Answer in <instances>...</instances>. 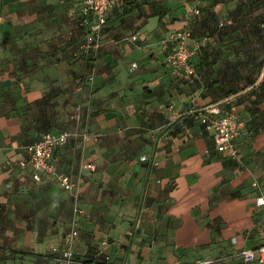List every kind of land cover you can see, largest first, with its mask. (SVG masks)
<instances>
[{"label":"crops","instance_id":"1","mask_svg":"<svg viewBox=\"0 0 264 264\" xmlns=\"http://www.w3.org/2000/svg\"><path fill=\"white\" fill-rule=\"evenodd\" d=\"M82 2L0 0V264H52L69 229L68 192L19 166L26 145L64 131L90 135L54 151L56 169L80 186L79 260L259 264L239 256L264 245V63L255 34L242 33L241 43L237 32H216L232 2L116 0L99 55H76ZM182 29L196 49L194 82L166 62V35ZM209 106L246 121L238 160L217 152L213 132L190 114Z\"/></svg>","mask_w":264,"mask_h":264},{"label":"built area","instance_id":"2","mask_svg":"<svg viewBox=\"0 0 264 264\" xmlns=\"http://www.w3.org/2000/svg\"><path fill=\"white\" fill-rule=\"evenodd\" d=\"M116 0H83L80 8V26L83 30V40L76 50L78 54H88L96 58L103 45L104 29L107 24V15L114 6ZM196 13H198L196 11ZM1 19V16H0ZM230 23V21H228ZM223 23H220L222 25ZM191 34L188 30H174L166 35V40L171 44V51L166 62L174 71L184 72L194 82L199 79V74L191 60L196 49L192 48L188 40ZM136 40V36L131 38ZM136 67V64H133ZM95 71L90 75L94 80ZM190 114L200 116L204 128L213 132L217 152L226 153L229 157L238 160L237 139L241 134L249 135L246 121L241 119L235 112L223 110L219 106H209L201 111H190ZM79 115L77 114V119ZM72 138L88 140L90 135L87 131L70 132L64 131L58 134L44 133L42 137L26 145L27 159L21 160L19 166L22 169L31 167L32 180L35 183H42L47 177L55 178L68 192L72 201V217L69 229L64 233L62 243L52 249V264H84L78 259L75 251V244L78 238V217L84 214L81 205L80 186L69 174L60 172L55 167L54 151L63 147ZM146 161V156L141 157ZM93 165L88 163L82 169L90 170ZM258 205L264 204V197L257 199ZM241 260L245 263L258 262L264 264V245L257 249H246L239 253ZM193 264H213V260H197Z\"/></svg>","mask_w":264,"mask_h":264},{"label":"trees","instance_id":"3","mask_svg":"<svg viewBox=\"0 0 264 264\" xmlns=\"http://www.w3.org/2000/svg\"><path fill=\"white\" fill-rule=\"evenodd\" d=\"M233 3V7L227 9V18L220 22V17L216 16V32L219 34L238 33L234 41L244 43L242 33L249 32L255 34L256 44L261 47L258 55L263 56L260 63H264V15H256L254 12L264 9V0H215V4L228 5ZM230 21V23H228ZM160 25H163L160 20ZM264 66V64H263ZM257 249V248H256ZM84 264H96L94 261L85 262Z\"/></svg>","mask_w":264,"mask_h":264},{"label":"rangeland","instance_id":"4","mask_svg":"<svg viewBox=\"0 0 264 264\" xmlns=\"http://www.w3.org/2000/svg\"><path fill=\"white\" fill-rule=\"evenodd\" d=\"M254 13H255L256 15H260V16H262V15H264V9L257 10V11H255Z\"/></svg>","mask_w":264,"mask_h":264}]
</instances>
